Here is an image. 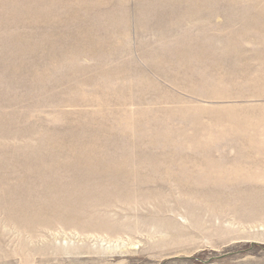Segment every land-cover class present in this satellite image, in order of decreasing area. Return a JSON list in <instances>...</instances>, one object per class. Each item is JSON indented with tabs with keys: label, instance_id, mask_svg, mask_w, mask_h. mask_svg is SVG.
<instances>
[{
	"label": "rangeland",
	"instance_id": "374dc122",
	"mask_svg": "<svg viewBox=\"0 0 264 264\" xmlns=\"http://www.w3.org/2000/svg\"><path fill=\"white\" fill-rule=\"evenodd\" d=\"M244 254L264 257V0H0V264Z\"/></svg>",
	"mask_w": 264,
	"mask_h": 264
},
{
	"label": "crops",
	"instance_id": "0c3cea01",
	"mask_svg": "<svg viewBox=\"0 0 264 264\" xmlns=\"http://www.w3.org/2000/svg\"><path fill=\"white\" fill-rule=\"evenodd\" d=\"M240 242L247 243L248 240H241ZM250 242L252 244H259L253 241ZM214 264H264V257L260 258V257H255L254 255L244 254V255H240L239 257L229 258L227 260L215 262Z\"/></svg>",
	"mask_w": 264,
	"mask_h": 264
},
{
	"label": "bare ground",
	"instance_id": "6f19581e",
	"mask_svg": "<svg viewBox=\"0 0 264 264\" xmlns=\"http://www.w3.org/2000/svg\"><path fill=\"white\" fill-rule=\"evenodd\" d=\"M125 245V244H123ZM122 246H115V248L113 250H116V248L120 249ZM111 248V247H110ZM112 250V249H111ZM109 251V250H108ZM117 251V250H116ZM111 252V251H110ZM113 252V251H112ZM115 252V251H114Z\"/></svg>",
	"mask_w": 264,
	"mask_h": 264
}]
</instances>
